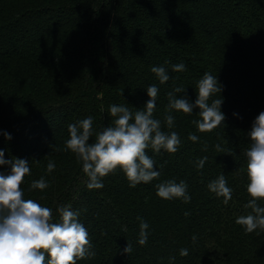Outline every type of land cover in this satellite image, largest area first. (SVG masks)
<instances>
[{"label": "trees", "instance_id": "obj_1", "mask_svg": "<svg viewBox=\"0 0 264 264\" xmlns=\"http://www.w3.org/2000/svg\"><path fill=\"white\" fill-rule=\"evenodd\" d=\"M181 62L185 71H171ZM155 66L168 69L166 83L151 71ZM205 72L222 86L212 99L222 98L225 120L201 133L193 123L199 108L169 113L167 93L182 87L177 98L195 103ZM153 84L159 89L153 118L162 131L179 134L180 148L146 150L160 172L148 184L132 188L117 169L102 189H89L82 163L65 150L68 125L91 116L94 133L102 131L112 123L111 105L142 109ZM262 111L264 0H0V150L5 160L28 161L25 199L51 208L55 220L59 205L80 213L95 255L77 264H264V232L245 234L235 223L250 212L243 208L249 198L243 153ZM50 160L56 167L48 174ZM10 170L0 165V173ZM221 174L233 189L227 205L207 187ZM41 176L49 187L30 190ZM168 180L185 181L190 202L158 197L156 185ZM137 217L149 225L143 246ZM127 242L130 255L122 254Z\"/></svg>", "mask_w": 264, "mask_h": 264}, {"label": "clouds", "instance_id": "obj_2", "mask_svg": "<svg viewBox=\"0 0 264 264\" xmlns=\"http://www.w3.org/2000/svg\"><path fill=\"white\" fill-rule=\"evenodd\" d=\"M171 71L186 70L184 63L171 64ZM151 71L161 84L166 83L170 76L164 66H155ZM148 101L142 109L132 112L126 105H111L109 114L112 123L102 131L94 133L93 117L89 116L76 123L68 125L70 138L65 142V150L71 151L78 162L82 163V171L87 177L89 189H102V180L117 169L124 172L129 186L135 188L138 184H148L159 178L160 172L155 170V160L147 154L148 149L154 153L161 150L174 154L181 146V139L175 131L161 130V121L153 118L158 87L153 84L147 87ZM185 89L176 87L167 93L169 103L167 112L175 110L184 114H192L194 108H199L200 119L193 123L199 132H211L225 120L221 111L222 98L212 99L220 94L222 86L217 77L205 72L197 82L195 103L186 97L177 98L176 93ZM211 100V103L209 101ZM235 115V114H234ZM174 116H165L168 128L174 125ZM95 135L94 142L90 138ZM251 143L244 151L246 157L244 171L248 183L246 191L248 202L243 205L247 214L236 218L235 223L244 229L245 234L264 232V111L260 112L252 123L251 131L247 134ZM6 139L10 134L4 133ZM188 139L197 142L199 137L189 134ZM217 150L224 152L219 145ZM226 154L233 155L231 151ZM208 157L195 162L197 169H203ZM9 165L8 174L0 173V264H77V260L90 258L95 255L91 251L92 244L86 227L79 221L80 213L71 210V205H59L56 208L58 220H55L53 210L42 206L33 199H25L21 184L31 169L28 161L19 158L4 159L0 150V165ZM56 165L49 161L46 172L51 174ZM49 187V182L41 176L30 185V190L41 191ZM156 195L165 200L182 199L184 203L191 200L187 192V184L181 180H168L156 185ZM210 192L216 197L223 198L225 205L232 199L233 189L227 186L223 174L212 180L208 185ZM189 213H185L187 216ZM138 243H147L149 225L140 217ZM259 230V231H257ZM193 243L196 236L192 237ZM133 246L127 242L122 254L130 255ZM188 250L182 248L181 256H187ZM174 259V257H173Z\"/></svg>", "mask_w": 264, "mask_h": 264}]
</instances>
